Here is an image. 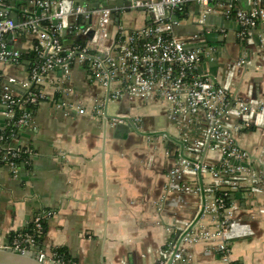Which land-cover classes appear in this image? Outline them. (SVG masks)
Here are the masks:
<instances>
[{
  "label": "crops",
  "instance_id": "1",
  "mask_svg": "<svg viewBox=\"0 0 264 264\" xmlns=\"http://www.w3.org/2000/svg\"><path fill=\"white\" fill-rule=\"evenodd\" d=\"M34 1L26 0L23 4L21 0H7L6 8L9 15L14 13L16 23H21L40 14ZM102 2L106 4L108 0ZM236 5L240 7L238 2ZM130 10L141 12V18L124 16V24L130 26L127 27L120 24L117 14L112 15L107 46L115 43L119 33L126 37L150 25V16L142 9L119 8L117 13L121 16ZM184 13L182 24H189L196 19L198 7L189 5ZM68 21L73 32L67 30L59 36L65 51L73 47L75 40L84 39L77 31L83 21L73 17ZM53 25L52 21L47 27ZM224 25V29L213 27L222 40L211 42L207 58L200 59L196 73L228 84L231 98L264 99V71L257 68L260 62L256 55L257 37L262 33H253V44H248L237 36V25ZM36 43L34 34L16 29L8 44L20 53L22 61L18 65L0 64V89L7 87L20 102L28 90L19 83H8L7 79L29 80V54ZM209 53L216 57L215 67L208 63ZM241 60L243 65H239ZM231 65L234 72L230 77ZM86 68L77 56L71 59L67 74L55 67L41 85H35L46 99L33 104L30 124L17 127L10 140L0 145L4 151L27 153L26 163L14 173L7 165L0 167V238L9 239L10 234L21 232L34 217L49 211L52 214L44 221L37 247L47 254L64 251L68 259L65 264H155L159 252L171 240L168 228L175 221L191 224L201 209L197 176L181 178L197 187V194L170 190L167 184L177 157L181 153L193 157L186 152L183 140L191 133L202 137V127L191 125L188 130L183 129L170 119L169 105L154 95L131 101L113 99V91L122 86L121 77L115 76L107 88L100 79L91 77ZM71 105L80 106L85 114L70 110ZM5 109L0 102V129L8 122ZM106 116L130 119L136 130L127 121ZM164 134L182 143V151ZM234 137L239 148L247 153L240 162L258 175L259 185L264 187V166L260 164L262 132L251 128L238 131ZM222 161L219 153L205 149V165L216 168ZM201 177L205 190L211 179ZM204 194L207 211L211 199L205 191ZM165 201L176 205H163ZM229 207L235 223L229 241L230 259L238 264H264V216L259 214L264 209V193L253 198L244 193L239 198L231 195ZM217 221L215 215H203L190 233L198 228L213 231ZM219 243V238H212L184 244L190 261L173 264H220L217 254H206Z\"/></svg>",
  "mask_w": 264,
  "mask_h": 264
},
{
  "label": "built area",
  "instance_id": "2",
  "mask_svg": "<svg viewBox=\"0 0 264 264\" xmlns=\"http://www.w3.org/2000/svg\"><path fill=\"white\" fill-rule=\"evenodd\" d=\"M128 1L129 8L142 9L150 16V25L142 31L123 36L124 39L119 33V40L107 46L105 40L112 21L110 7L88 8L87 2L77 5L72 0H35L34 3L39 8L40 14L21 23H15L7 11V0H0V64L20 63V53L8 44V40L13 39L16 29L34 34L37 39L29 80L20 82L8 78L7 81L10 84L19 83L27 89L24 102L35 104L45 100L46 96L40 91L31 92V88L41 85L55 67L61 68L67 74L71 59L77 56L81 62L89 63L92 76L100 79L102 85L107 88L115 76L121 77L122 86L113 91V99L131 101L154 95L169 105L170 119L183 129L188 130L191 125L202 127V137L192 140L189 144L187 137L183 140V144H186V152L193 157L190 158L187 154L177 157L169 172L167 188L197 194L199 189L182 182L181 178L188 175L196 177L200 169L201 175L211 179V184L204 190L211 199L207 211L214 213L218 221L213 231L198 228L190 233L192 228L186 234L184 233L190 223L175 221L168 228L171 240L165 249L159 252L155 264H173L174 261L188 263L190 255L184 250L183 245L208 241L212 238H219L220 243L215 249H208L206 254H217L220 264H238L230 259L229 241L233 238L232 230L235 227L232 210L225 206L221 198L214 196V191H225V195L241 192L251 198L264 193V187L259 185L260 179L255 172L240 164H231L234 160L240 162L247 157V153L236 143L235 134L245 128H253L262 132L260 164L264 166V99L235 98L231 104L228 84H219L210 76L197 74L196 67L201 59V50L186 48L185 43L173 34V26L182 24L185 19L175 18L173 12L184 6L196 5L199 29L208 26L224 29L227 27L224 23H234L239 27L237 36L248 44H253V31L260 29L262 34L257 37L256 48L260 63L257 68L264 71V0H247L248 10L238 7L237 0ZM69 17L83 21V25L77 31L84 39L89 33L92 34L90 39H85L83 47H79L78 40H75L73 47L65 51L57 35L73 30L68 21ZM52 21H56V24L47 27ZM43 22L46 25L43 26ZM76 29L75 27L74 30ZM138 40H141L139 44ZM240 64L243 65L244 61L241 60ZM233 72L234 67L231 65L228 75L231 77ZM17 101L18 99L11 95L7 87L0 89V102L6 108L4 115L8 120L13 116L12 107ZM58 106L61 107L60 104ZM69 109L80 115L85 114V110L78 105H71ZM30 120L29 115L24 114L15 126H27ZM2 140L3 135L0 134V141ZM205 149L219 153L223 159L222 164L227 166L218 170L205 165L202 162ZM18 154L17 150H5V156L10 159L7 166L13 173L18 168L14 162ZM185 157L195 162H202L201 167ZM163 205H176V202L165 201ZM51 214L45 211L34 217L29 223L33 227L32 233H17L12 239H8V245H3L0 238V249H10L18 254L34 252L40 263L65 264L62 255L55 252L47 254L37 247L43 231L42 224ZM259 214L264 216V209L259 210Z\"/></svg>",
  "mask_w": 264,
  "mask_h": 264
},
{
  "label": "water",
  "instance_id": "3",
  "mask_svg": "<svg viewBox=\"0 0 264 264\" xmlns=\"http://www.w3.org/2000/svg\"><path fill=\"white\" fill-rule=\"evenodd\" d=\"M21 1L24 4L26 0H21ZM112 1H113V3H112ZM83 2L88 3V8H97L102 3V4H104V6H108V7L112 8V15H116L117 9L129 8V6H130V2L128 0H110V2H107L106 4L103 3L102 0H81V1L74 0V3L77 5H83ZM225 2L228 3V1H225ZM237 2L239 3L240 8L242 10H248L249 9L247 0H237ZM9 5L11 6V8H14V6H15L13 2H10ZM9 16L16 23L14 13L11 12ZM114 19H115V22H118V18L116 16ZM53 24L55 25L56 21H53ZM235 29L237 30V29H239V27L235 28ZM208 30H209V32H208ZM172 31H173V34L177 38L181 39L185 43L186 48L201 50V53H200L201 59L207 58L206 53L209 52V47H212V45H211L212 41H221L222 40L221 35L217 31L215 32L213 27H202L201 29H199V24H198L197 18L191 20L189 24L187 23V24H179V25L173 26ZM63 33H65V31ZM253 33H261V30L256 29L255 31H253ZM91 34L92 33H89V35H87L85 39H90ZM254 43H256V42H254ZM208 63H209V65H211L213 67H215L217 65L216 57L213 53L211 55V60ZM234 100H235V98L232 97L231 98V104L234 102ZM109 118L112 120H115V121H123V120L127 121L129 123V125L134 130H136L134 124L130 121V119H127V118L121 119L119 117L106 116V119H109ZM164 135L170 141L178 144L181 147V151H182V143L175 141L174 139L169 137L167 134H164ZM181 155L183 156L182 153H181ZM185 158H187V157H185ZM188 160H190L191 162H195L191 159H188ZM195 163L199 166V168L202 165V162H195ZM232 164L233 165L240 164L243 167L247 168L246 164L235 161V160L232 161ZM197 177H198L199 182H200L201 209H200L199 213L197 214V216L195 217L194 221L189 225L188 229L185 231L184 234L189 232L196 225V223L199 221V219L203 215H214V213H209L208 211H205L206 202H205V194H204L200 169L198 170ZM233 196L239 198V197H241V192H237V193L233 194ZM2 243H3V245H8L9 240L7 238L3 239ZM0 264H53V263H51V262H46V263L38 262L37 257H36L34 252H26L24 254H18L16 252H12L10 249H0Z\"/></svg>",
  "mask_w": 264,
  "mask_h": 264
},
{
  "label": "trees",
  "instance_id": "4",
  "mask_svg": "<svg viewBox=\"0 0 264 264\" xmlns=\"http://www.w3.org/2000/svg\"><path fill=\"white\" fill-rule=\"evenodd\" d=\"M186 8L187 7L184 6L183 8H181L179 10H175L173 12L174 17L177 18V19H180V20L182 18H186V15L184 13V12H186ZM42 25L44 26V25H46V23L43 22ZM129 34H131V33H129ZM119 35L120 34L117 35L116 40H119ZM57 39H58L59 43L61 44V38L59 37V35H57ZM122 39H124L123 36H122ZM140 42H141V40H138L137 41L138 44ZM84 44H85V39H78L77 45L79 47H83ZM29 56L30 57H34L35 55H34V53H30ZM21 61H22V57L20 58V62ZM85 65H86V67H88V68H86L88 70L89 69V63L88 62H85ZM88 73L90 74L91 77H93L92 74H91L90 69L88 70ZM33 91H37V89L35 88V86H33L31 88V92H33ZM26 97L24 98V100L22 102H20L18 100L17 103L12 107V110H13V116H12V118L8 120L7 125L4 128L0 129V134L3 135V140L0 141V145H3L4 143H7L10 140L11 136L16 132L17 127L15 126V123L18 121V119H20L24 114L29 115V117L31 118L30 109L32 108L33 104H30L28 102H24L25 99H26ZM243 130H245V131L246 130H251V128H245ZM252 130H253V128H252ZM197 138H198V136H196L193 133H191L187 137V144H189L190 142H192V140L197 139ZM18 155L19 156L16 159H14V162L18 166L24 165L26 163V161H27V153H25L23 151H19V154ZM9 160L10 159L5 156V151L0 149V167L3 166V165H7V162ZM226 166H227L226 164L220 163V165H218L216 167V169L222 170ZM231 195H232L231 193H227L225 195V191H221V190H215L214 191V196L216 198H221L223 200V202H224V204H225L226 207H229L230 206V203H231ZM43 225H44V223L42 224V226ZM32 229H33L32 224H27L26 227L21 232H18V233H23V234L24 233H28V234H31L32 233ZM15 234H17V233L10 234L9 235V239H12ZM42 234H43V231H42ZM39 240L40 239H38V241ZM53 252H55V253H57L59 255H62L64 263H66L68 261L67 256L64 253V251H62V250L59 249V250H55Z\"/></svg>",
  "mask_w": 264,
  "mask_h": 264
},
{
  "label": "rangeland",
  "instance_id": "5",
  "mask_svg": "<svg viewBox=\"0 0 264 264\" xmlns=\"http://www.w3.org/2000/svg\"><path fill=\"white\" fill-rule=\"evenodd\" d=\"M118 16H119V21H120V24L121 25H123V26H127V27H130V26H128V25H125L124 24V21H123V18H124V16H126L127 15V17L129 18V19H140L141 18V16H142V13L141 12H137V11H135V10H130L127 14H125V15H121L120 16V14H118V13H116ZM117 16V17H118ZM149 16V15H148ZM149 18V17H148ZM132 26H136V25H132ZM131 26V27H132Z\"/></svg>",
  "mask_w": 264,
  "mask_h": 264
},
{
  "label": "flooded vegetation",
  "instance_id": "6",
  "mask_svg": "<svg viewBox=\"0 0 264 264\" xmlns=\"http://www.w3.org/2000/svg\"><path fill=\"white\" fill-rule=\"evenodd\" d=\"M108 2H110V0ZM112 3H113V1H112Z\"/></svg>",
  "mask_w": 264,
  "mask_h": 264
}]
</instances>
